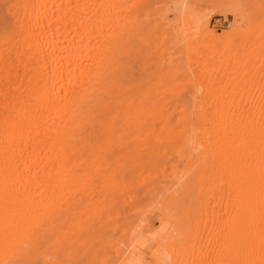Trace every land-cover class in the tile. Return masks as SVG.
Masks as SVG:
<instances>
[{
    "label": "bare ground",
    "instance_id": "6f19581e",
    "mask_svg": "<svg viewBox=\"0 0 264 264\" xmlns=\"http://www.w3.org/2000/svg\"><path fill=\"white\" fill-rule=\"evenodd\" d=\"M125 1L0 0V264H264V7L173 0L150 29ZM154 26L203 90L152 69Z\"/></svg>",
    "mask_w": 264,
    "mask_h": 264
},
{
    "label": "rangeland",
    "instance_id": "374dc122",
    "mask_svg": "<svg viewBox=\"0 0 264 264\" xmlns=\"http://www.w3.org/2000/svg\"><path fill=\"white\" fill-rule=\"evenodd\" d=\"M132 0H127V1H125V5H126V3L127 4H129L128 6L126 5V7L125 8H123L122 6H120V7H122L123 9H126V11L130 8L129 6H131L130 5V2H131ZM167 1H169V0H167ZM167 1H165V0H148V4L147 3H145L144 4V6L141 4V6L140 7H143L144 9H140V7H139V9L140 10H146L145 12H143V11H140V12H142V13H140V17L142 18H145L146 17V21L144 22L143 20V22L144 23H147V22H149L148 24H147V26L149 25L150 26V29H151V25L153 26V25H155V23H156V25H157V22H158V24H159V20H160V17L159 16H164V15H166V13H167V18H169V19H172L173 17H174V14H172V12L174 11V7L172 6V1L173 0H170L169 2H167ZM240 2V4L242 3L241 2V0H237V2ZM243 1V0H242ZM251 1V0H250ZM260 1V2H259ZM258 1V4H259V7H264V1H262V0H259ZM165 2H167V4H169V5H167ZM171 3V4H170ZM262 3V4H261ZM131 4H133L132 2H131ZM239 3H237V5H235L236 6V9L238 10V8L239 9H241V7H243V4H241L240 5ZM251 4V3H250ZM258 4H256V5H250V6H248L247 8H249L248 9V12L249 11H251V10H253L256 6H258ZM123 5V4H122ZM146 5H148V6H146ZM171 5V6H170ZM262 5V6H261ZM168 6V7H167ZM254 6V8H252ZM120 9L121 11H122V15H124V14H126V12L123 10V9ZM167 9H169L170 11H168ZM251 9V10H250ZM166 10H167V12H166ZM125 13H124V12ZM160 12V13H159ZM163 12H166L165 14H162ZM146 15V16H144V15ZM248 14V13H247ZM247 14L246 13H240V14H237V16L235 17L234 15H232V14H228L227 16H224V15H213L212 17H211V19H210V27L211 28H214L215 30H216V32L217 33H220V32H223L224 30H227V29H229V27H230V24L235 20L236 22H238V23H241V22H243L245 19H246V17H247ZM150 15V16H149ZM149 16V17H148ZM173 16V17H172ZM142 18V19H143ZM159 19V20H158ZM152 20V21H151ZM260 22H261V18H257L256 20H255V22L253 23V26L257 29V25L258 24H260ZM143 23V24H144ZM146 24H144V26H145ZM155 25V26H156ZM155 26L154 27H152V28H154V31H153V33H154V35H155V38L157 37V36H159L158 37V39H156L157 41L156 42H154L155 40H154V37L152 38L154 41V43H156L158 46V48H159V52H158V48H157V51L154 53L153 52V55L152 56H154V54L156 55V56H158L157 58H156V56L154 57V59L151 57V61L152 60H155V58H156V61H155V66L153 67L152 65V63L150 64V66L151 67H153L152 69H154L157 65V68L159 69H157L158 71L157 72H160V73H158V74H161V73H166L167 71L166 70H169L170 69V67H174L173 69H174V71H179L180 73L178 74V75H176L175 76V78H173L172 80H174V81H172V83L171 84H173L174 83V85H172V87H173V89H175V91L173 90V89H171V93H176V91H180V93L179 94H182L181 93V91H183L185 88L187 89V87H188V89L190 90L191 88L192 89H194V88H196V89H199V91H201V90H203V88L205 87V84H202L203 85V88H201L200 86H202V85H196V87H194L195 86V82H193L194 80H193V78L191 77V75H192V70H191V68H189L190 66H192V67H195L194 65L196 64H192V65H190L189 67H188V55H187V53H186V51L184 52V53H182L183 52V50L184 49H179L180 48V46H179V48L178 47H175V45H173V46H168V47H166L167 46V43H164V47L162 46V43H163V39L161 38V37H164V34H163V32L161 33L160 31H155ZM158 26V25H157ZM253 27V28H254ZM148 28V27H147ZM157 28V27H156ZM159 29H160V27H159ZM159 29H157V30H159ZM221 29V30H220ZM149 30V29H148ZM161 30V29H160ZM150 31H152V30H150ZM162 31V30H161ZM160 32V34H158V33ZM253 32H254V30H253ZM257 32H259V33H257ZM256 33L258 34V35H256V33L254 32V33H252L253 35H250V38H249V36H248V38H246L247 40H245V41H247V43H248V46H250V47H253V45L251 46V43L253 42V39H254V41H255V39H256V37H260V42H264V41H261V38L262 37H264V33H262V32H264V31H257ZM157 34V35H156ZM161 34H163V36L161 35ZM251 34V33H250ZM259 34H261V36L259 35ZM150 35V37H151V35L152 36H154L153 34H149ZM148 35V36H149ZM256 35V36H255ZM253 38V39H252ZM151 39V38H150ZM149 38H147V40H149V41H152V39L150 40ZM251 39V40H250ZM259 38H257L256 39V41L258 40ZM262 39H264V38H262ZM159 41V43H157ZM162 41V42H161ZM164 41H166L167 42V40H165L164 39ZM249 41H252V42H250L249 43ZM255 41V42H256ZM254 42V43H255ZM259 42V43H260ZM152 44V45H156V44ZM254 43H252V44H254ZM151 44V43H150ZM150 44L148 45V47L147 46H143V47H145V49L142 47V46H137L138 47V52H139V50L141 49V48H143L142 50H140V52H139V54H138V52L137 53H134V52H132V55H128L129 57L130 56H132L131 58L132 59H134V60H129L128 62H130V64H128L129 66V69L128 70H131L132 71V73H130L129 71V75H132L133 73L135 74H137V75H139V76H136L137 77V79L138 78H140V76L142 75H144V73H146L143 69H142V67L143 66H141V67H139V70H138V67L136 66V61H135V58H134V54H136L135 56L136 57H138V58H136V59H138V62H141L142 61V59H139V58H141V57H139L138 55H143V56H145L146 54H148V55H146L145 57L146 58H148L149 60H150V54L149 53H146V52H148L150 49H151V47L152 46H150ZM168 44H169V42H168ZM255 44H257V42L255 43ZM150 46V47H149ZM139 47H140V49H139ZM149 50H148V49ZM153 48V47H152ZM163 48V49H162ZM165 48V49H164ZM168 48V49H167ZM178 48V49H177ZM184 48V47H183ZM147 49V50H146ZM167 49V50H166ZM258 49V48H257ZM261 49H264V47H261ZM259 50L260 52L261 51H264V50ZM144 50H146V51H144ZM164 50V51H163ZM144 51V52H143ZM151 51V50H150ZM141 52H143V53H145V55L142 53V54H140ZM166 52V53H165ZM134 53V54H133ZM159 53V54H158ZM138 54V55H137ZM186 54V55H185ZM257 54H259L258 53V51H257ZM261 54H264V52H262ZM257 56H260V54L259 55H257ZM143 58V57H142ZM159 58V59H158ZM140 60V61H139ZM143 60H144V58H143ZM158 60V61H157ZM258 60H259V58H258ZM143 62V61H142ZM141 62V63H142ZM148 62V61H147ZM156 62H158V64L156 63ZM195 61H193L192 63H194ZM135 63V64H134ZM258 63H259V61H258ZM134 64V65H133ZM175 64V65H174ZM137 65L138 66H140L139 65V63H137ZM142 65V64H141ZM133 66V67H132ZM187 66V67H186ZM127 67V68H128ZM137 67V69H135ZM140 68H141V70H140ZM134 69L136 70L135 72H133L134 71ZM149 69H151V68H148L147 70H149ZM126 71H127V69H126ZM142 71H144L143 72V74H142ZM155 71H156V68H155ZM139 72H141V73H138ZM153 73L154 71L152 70V71H148V73ZM157 72L156 73H154V74H157ZM133 74V75H134ZM141 76V77H142ZM191 77V78H190ZM192 79V80H191ZM223 84V83H222ZM155 86H157V85H155ZM169 85H167V86H165L166 88L165 89H167V87H168ZM184 86H185V88H184ZM187 86V87H186ZM193 86V87H192ZM143 87H144V85H143ZM143 87H141V88H143ZM153 87H154V85H153ZM160 87V86H159ZM163 87V86H162ZM162 87H160V88H162ZM171 87V86H170ZM155 88V89H154ZM154 88H151V89H154V90H156V88L159 90L160 88H158V87H154ZM169 88V87H168ZM162 89H164V87L162 88ZM162 89H160V90H162ZM185 89V90H186ZM191 89V90H192ZM157 90V91H158ZM184 90V91H185ZM173 91V92H172ZM183 91V92H184ZM168 94L167 95V97H169V98H171L172 97V94ZM178 93V92H177ZM166 97V98H167ZM169 98H167V99H169ZM172 99V98H171ZM171 99H169V100H171ZM110 251V250H109ZM108 254V253H107ZM106 255V251H105V249H91V251L89 252V254L88 255H86L84 258H85V260L83 259V258H81L82 259V261L80 260L79 262L77 261V259H76V263L78 262V264H81V262H82V264H107V263H105V262H107L106 260H108L107 258L109 257V256H105ZM84 262V263H83ZM48 264V263H47Z\"/></svg>",
    "mask_w": 264,
    "mask_h": 264
}]
</instances>
